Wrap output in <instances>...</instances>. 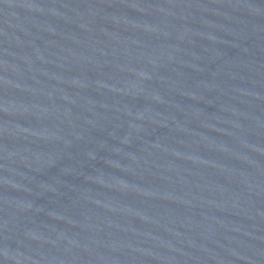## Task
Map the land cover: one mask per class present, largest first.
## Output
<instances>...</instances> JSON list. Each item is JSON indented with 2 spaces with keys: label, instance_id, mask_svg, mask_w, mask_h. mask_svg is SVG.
Returning a JSON list of instances; mask_svg holds the SVG:
<instances>
[{
  "label": "water",
  "instance_id": "obj_1",
  "mask_svg": "<svg viewBox=\"0 0 264 264\" xmlns=\"http://www.w3.org/2000/svg\"><path fill=\"white\" fill-rule=\"evenodd\" d=\"M0 264H264V0H0Z\"/></svg>",
  "mask_w": 264,
  "mask_h": 264
}]
</instances>
